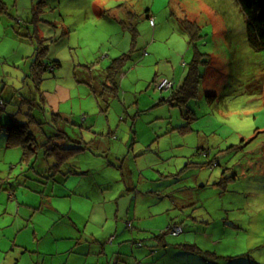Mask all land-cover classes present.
Listing matches in <instances>:
<instances>
[{
	"label": "rangeland",
	"instance_id": "1",
	"mask_svg": "<svg viewBox=\"0 0 264 264\" xmlns=\"http://www.w3.org/2000/svg\"><path fill=\"white\" fill-rule=\"evenodd\" d=\"M183 20L201 29L204 63L196 97L181 107L155 85L167 78L177 87L193 59ZM121 33L127 57L107 94ZM37 39L58 65L42 72L45 107L69 113L60 129L85 143L72 158L79 174L63 184L49 177L43 147L58 118L27 122L40 116L28 106ZM0 100L19 105L0 115L11 110L24 126L0 128V264L20 248L13 264H77L69 252L96 264L90 256L109 235L118 238L107 250H141L136 262L264 264V50L248 45L236 0H0ZM7 132L21 142L8 145ZM173 223L182 233L154 239Z\"/></svg>",
	"mask_w": 264,
	"mask_h": 264
},
{
	"label": "trees",
	"instance_id": "2",
	"mask_svg": "<svg viewBox=\"0 0 264 264\" xmlns=\"http://www.w3.org/2000/svg\"><path fill=\"white\" fill-rule=\"evenodd\" d=\"M240 6V9L245 17V30H246V39L248 42V45L256 50H264V0H236ZM38 20L34 17V20ZM182 30L188 35L189 39V45L193 46V59L191 63L187 66V72L185 74V77L182 81V84L179 87H174L170 90V97H168V101L170 103L175 102V105H182L181 107H184L187 100L191 98H195L197 94V87H198V79L199 76L197 74V66L200 63H204V60H201L204 54L200 53L197 45H195V42L200 40L202 38L201 36V29L198 27L195 23L188 22L187 20H183L180 22ZM41 38V37H40ZM43 40V38H41ZM37 39V46L39 48V51H37V54L33 55V60L31 61V64L29 66V77L31 80L35 79V84L37 86L35 96L30 97L31 101L28 102V106L32 108V110H37L40 112V116H34V113L31 114L29 120L33 122L35 125H38L41 127L43 125V122L40 121V119H45V121H54L53 117H57L58 121L60 122L61 116L56 113H51L50 110L48 112V109L45 107L44 102V96L43 93L39 91V84L44 81L42 72L45 70H53L55 67H57V62L53 61L54 63L48 62L47 60V46L43 44V41ZM127 57L126 54H123L119 58L112 59L110 62V65L107 69L113 68L114 69V76L112 75V78H109L111 80V86H107L105 90L107 94H109L111 91L113 93L116 92V82H115V76L117 74L118 67L121 66L120 62L122 60H125ZM30 58V57H29ZM201 60V61H200ZM51 66V68H50ZM115 67V68H114ZM117 68V69H116ZM175 88V89H174ZM174 89V91H173ZM38 95L41 96L43 101H40L38 99ZM37 101V102H36ZM11 103V102H10ZM9 103V104H10ZM0 105H3V107L0 108L1 111L9 110L12 108H17L19 105L12 106H5V102L0 100ZM9 108V109H8ZM13 110V109H12ZM10 113H2L0 115V128L5 131H12L15 127L23 126V123L15 124L16 115L14 112L9 111ZM44 112H46L47 118L44 116ZM45 113V114H46ZM43 118H42V117ZM49 119V120H48ZM63 120V119H62ZM26 121V120H25ZM64 122V120L62 121ZM61 123V122H60ZM61 125H58V130H51V132H47L44 135V138L46 140L44 147V153L46 156V159L52 160L53 164L50 168H48L49 177H51V180L56 184H63L66 182V180L70 176H74L76 174H79L77 166L73 163V157L77 155L80 151L84 149L85 143L81 141L79 138H69V136L60 129ZM24 129V126L22 127ZM16 132H20V130L17 128ZM8 133V132H7ZM21 133V132H20ZM20 133H8V139L9 142L8 145H18L19 142H21V134ZM25 140H28L32 143L31 136H34V133L25 132ZM211 164V163H209ZM224 179H221V183L223 184ZM172 226H179V225H172ZM171 227V226H169ZM182 230V227L179 226ZM167 233L166 231L160 233L159 235H155L154 239L161 242L163 235ZM182 233V232H181ZM137 245L136 243H134ZM138 247L141 246L140 243L137 245Z\"/></svg>",
	"mask_w": 264,
	"mask_h": 264
},
{
	"label": "crops",
	"instance_id": "3",
	"mask_svg": "<svg viewBox=\"0 0 264 264\" xmlns=\"http://www.w3.org/2000/svg\"><path fill=\"white\" fill-rule=\"evenodd\" d=\"M125 13H126V17H129L130 12L129 11H125ZM149 17H151V16H147L146 15V18H149ZM121 27L124 30V32L128 31V29L125 26H121ZM115 37L117 38V40H115L117 42H112L113 43L112 45H114V46H112L113 49L116 50V51H119L122 54H126L128 52V49H124V45H127V48H129V47H128V44H127L125 38L123 37V34L121 33L120 36H115ZM182 66H184V65H182ZM181 84H182V82H181ZM181 84H179L177 87H179ZM174 87H176L175 83H174ZM174 89H173V91H174ZM45 94H47V92ZM50 95H52V93H50ZM31 96L34 97L35 94L31 93ZM55 96L60 98V96H58L56 93H55ZM49 108H50L49 110H50L51 113H56V114H59L61 116V119H60L61 124H62V121L64 120L65 125H68L67 123L69 122V119H71L70 116H69V113H65V112L62 113V112H60V110H59L60 113H58V112H56V109L54 107L52 108V105H50ZM70 115H73V113L70 114ZM60 122H58V123L60 124ZM65 128L66 127L64 126L63 130ZM71 226H72V230L75 232V234H81V231H79L78 226H76L74 224H71ZM109 228H111V226H109ZM113 231L116 233L117 228L113 227ZM82 234H85V233H82ZM118 236L119 237L120 236L123 237V234H119ZM111 237H113L112 240H110ZM117 238L118 237L112 236V235H109L107 237H103L102 238L101 241H103V245H101L100 250L98 249V251L95 254V256H90V257H94L96 259V261H95L96 264H99V260L101 258H104L103 261L106 262V264H109L110 262H113V261H114V264H125L124 263L125 261L129 260V262H131V258L135 260V258H133V255L135 256L138 251L142 253L141 250H135V254H134V253H132V250H130L131 252L128 251L129 252V256H126V254L128 252H123V250H120V249L119 250L118 249L117 250L109 249L110 251H108L107 248L105 247V245L109 244L110 246H115L114 243L117 240ZM33 239L34 240L36 239L35 238V234H34ZM58 240H63L64 241V240H68V238H63L62 237L61 239H55L54 241H52V244H54L55 248H58V244H55V242H57ZM69 240H71V239L69 238ZM97 241H98V239L95 240V242H97ZM122 242H128V241L122 239ZM75 245H80V242L78 241L77 243H75ZM106 250H107L108 253L106 252ZM23 253H25V251L22 248H20L16 254H12L9 251L8 253H5V257H4L3 262L10 263V264H13V262L21 263V261L23 260V256H22ZM68 255H72L75 258V260H78L77 264H87L86 260L89 257V255H79V253H73V252H69V254H67V256ZM81 258H83L84 261ZM61 261H63V257H56L54 259L52 258V259H49L46 262H40L38 264H69V260L68 259H65V261L60 263ZM133 264H155V263H153L152 261H150L148 259H144V260H141L139 262H136V260H135V262Z\"/></svg>",
	"mask_w": 264,
	"mask_h": 264
},
{
	"label": "built area",
	"instance_id": "4",
	"mask_svg": "<svg viewBox=\"0 0 264 264\" xmlns=\"http://www.w3.org/2000/svg\"><path fill=\"white\" fill-rule=\"evenodd\" d=\"M150 23L152 24V20H150ZM174 86V83L167 79V78H164V79H161L156 85L155 87L159 90V91H170ZM167 233H169L170 235L172 236H176V235H179L182 230L179 226H171V227H168L166 230H165ZM113 237L110 238V240H112ZM138 245V243H136Z\"/></svg>",
	"mask_w": 264,
	"mask_h": 264
},
{
	"label": "snow or ice",
	"instance_id": "5",
	"mask_svg": "<svg viewBox=\"0 0 264 264\" xmlns=\"http://www.w3.org/2000/svg\"><path fill=\"white\" fill-rule=\"evenodd\" d=\"M108 2V0H101V3H106Z\"/></svg>",
	"mask_w": 264,
	"mask_h": 264
}]
</instances>
